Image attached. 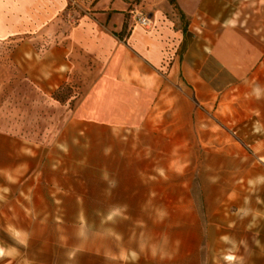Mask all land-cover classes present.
<instances>
[{
  "label": "rangeland",
  "instance_id": "obj_1",
  "mask_svg": "<svg viewBox=\"0 0 264 264\" xmlns=\"http://www.w3.org/2000/svg\"><path fill=\"white\" fill-rule=\"evenodd\" d=\"M96 1L66 0L59 26ZM258 1L226 7L264 44ZM4 2L17 12L30 0ZM169 4L164 17L186 27ZM36 35L0 39V264H264V64L229 87L212 76V100L192 97L179 118L63 131L68 90L36 84Z\"/></svg>",
  "mask_w": 264,
  "mask_h": 264
},
{
  "label": "crops",
  "instance_id": "obj_2",
  "mask_svg": "<svg viewBox=\"0 0 264 264\" xmlns=\"http://www.w3.org/2000/svg\"><path fill=\"white\" fill-rule=\"evenodd\" d=\"M133 1L97 0L67 27L58 18L66 0H30L17 12L1 1L0 39L44 34V59L33 69L43 92L68 90L64 107L71 110L63 131L89 124L115 133L142 128L150 117L179 118L187 115L181 104L192 97L212 100V76L226 77L229 87L264 64V44L228 15V0H173L186 27L164 17L169 0H143L152 21L147 29L129 20ZM194 116L202 112L194 110Z\"/></svg>",
  "mask_w": 264,
  "mask_h": 264
},
{
  "label": "built area",
  "instance_id": "obj_3",
  "mask_svg": "<svg viewBox=\"0 0 264 264\" xmlns=\"http://www.w3.org/2000/svg\"><path fill=\"white\" fill-rule=\"evenodd\" d=\"M128 18L133 25H138L142 28H150L152 26L151 18L147 12L141 7H132L128 11Z\"/></svg>",
  "mask_w": 264,
  "mask_h": 264
},
{
  "label": "clouds",
  "instance_id": "obj_4",
  "mask_svg": "<svg viewBox=\"0 0 264 264\" xmlns=\"http://www.w3.org/2000/svg\"><path fill=\"white\" fill-rule=\"evenodd\" d=\"M259 98V97H258ZM0 255H3V249H0Z\"/></svg>",
  "mask_w": 264,
  "mask_h": 264
},
{
  "label": "trees",
  "instance_id": "obj_5",
  "mask_svg": "<svg viewBox=\"0 0 264 264\" xmlns=\"http://www.w3.org/2000/svg\"><path fill=\"white\" fill-rule=\"evenodd\" d=\"M170 3H173V0H169Z\"/></svg>",
  "mask_w": 264,
  "mask_h": 264
}]
</instances>
